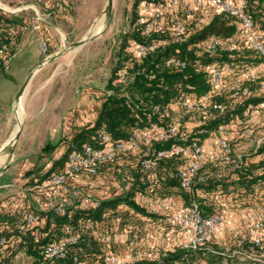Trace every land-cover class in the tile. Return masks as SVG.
<instances>
[{
  "label": "trees",
  "instance_id": "16d2710c",
  "mask_svg": "<svg viewBox=\"0 0 264 264\" xmlns=\"http://www.w3.org/2000/svg\"><path fill=\"white\" fill-rule=\"evenodd\" d=\"M139 5L140 0H135V13L129 29L120 34L117 62L113 65L106 93L94 121L79 127L70 137L61 138L56 143L49 142L43 147L42 151L47 153L63 144L64 151L38 180L39 191L50 192L48 188L40 189V184L65 169L73 150H80L86 144H96L99 130L109 133L113 141L128 139L148 130L151 124L160 122V115L154 108L156 105L166 106L177 97L198 98L208 93L211 88L210 74L215 66L230 64L235 71L248 66L259 70L260 77L257 81L263 78L262 59L248 45L246 37L240 34L237 16L221 11L208 2L196 8L191 0H181L175 12L165 14L167 24L164 31L145 33L138 22ZM58 11L59 9L54 14ZM247 13L258 28L264 30V0H248ZM174 14L188 18V28L182 40L176 39L172 32ZM205 17H208L206 22L203 20ZM20 23L16 16L8 15L0 9V46L7 43L13 35L15 45L10 50L13 55L19 44ZM214 39L219 40L224 47L212 52L207 46ZM152 42L158 43L157 49L144 56L136 53L137 45ZM171 55L187 60V65L183 69L168 65L166 61ZM121 70L126 72V79L115 82ZM7 73L0 67V76ZM224 77L226 81L232 79L231 74H225ZM257 81L253 83L256 86ZM211 99L228 104L234 101L229 92L215 94ZM253 109L264 111V89L252 93L241 102L235 101L233 106H227L222 112L214 109L207 116L194 118L191 112L184 109L189 116L188 120L197 125L191 129L186 126L183 130L185 125L178 122L181 132H185L183 138L179 133L167 139L153 140L151 144L141 141L135 150L120 151L114 160L102 163L95 173L84 171L76 174L70 180L68 192L58 196L50 192L56 199L69 196L71 200V185L76 177L108 174L120 183L119 188L115 185L110 188L109 195L97 198L95 203L86 206L80 205L84 197L79 196L71 202H59L46 210H37V221L33 224H28L26 218L16 217L7 222L9 228H5L3 233L16 234L21 239L19 248L34 259V264H44L41 250L46 244L67 238L73 233L78 236V241L69 245L66 255L58 259L56 264H113L105 260L112 246L104 242L102 237L109 229L120 231L129 229L130 226L140 227L144 223L143 217L156 223H166L167 215L161 212L163 209H151L148 206L153 200L179 196L183 199L184 206L197 202L203 216H208L217 211L219 206L215 194L240 189L250 193L258 184H264V158L251 160L248 159L250 154L234 156L230 139V159L207 160L189 187L182 185L180 171L190 158V149L184 154L161 157L152 169H145L141 164L147 148L156 151L168 149L175 144L188 146L195 139L203 144L213 132L221 134L220 125L227 130L228 123L234 119L242 123L248 119L249 112ZM172 110L173 106L166 117L168 123L175 122ZM263 152L264 140L253 154ZM224 167H232L234 176L213 174ZM145 197L150 201H145ZM166 225L168 226L167 223ZM240 240L229 250L213 240L197 250L176 245L171 249H161L157 258L137 257L126 264H193L198 259H204L199 264H237L236 253H255L260 257L264 251V240L260 244L248 238ZM233 248L237 250L235 254L231 253ZM257 260L260 261L258 264H264L262 257Z\"/></svg>",
  "mask_w": 264,
  "mask_h": 264
},
{
  "label": "crops",
  "instance_id": "0c3cea01",
  "mask_svg": "<svg viewBox=\"0 0 264 264\" xmlns=\"http://www.w3.org/2000/svg\"><path fill=\"white\" fill-rule=\"evenodd\" d=\"M13 1L16 2L14 9L16 11H12V13L21 22L19 26V44L12 58L8 73L0 76V80L6 77L14 78L11 69L15 59L19 66L24 63L26 64V59L33 58L34 50L37 51L35 56L38 64L43 62L47 58V54L41 56V52L38 49L41 39L48 41L50 55L58 51L62 52L54 60L36 69V72L32 76L33 79L31 78L29 83L26 98L25 92L19 99V101H23L26 118L22 121V131L18 140L10 148L9 141L19 128V123H16L15 114H13V108L11 107L12 101L16 102V98L10 99L11 101L9 103L5 102L4 100L9 94L5 90L7 85L6 83H0V236L2 235L7 238L6 245L0 249V264H34V259L24 249L19 248L18 243L21 239L16 234L7 235L3 232L5 228H9L7 222L11 219L16 217L25 219L29 213H35L37 210H46L54 204L68 201L67 198L56 199L47 190L39 191L37 189L38 180L48 171L53 161L62 155L64 145L60 144L51 152H47L48 156H45V152L42 150L47 143L58 142L61 138H64L65 131L71 129V133L66 136L70 137L79 127L93 122L102 104L103 96H99V93L102 92L97 90L95 86L87 87L86 85L83 89L86 93L83 95L80 106L74 110H70L68 118L62 120L56 116L53 118H44L42 122L41 119L43 118V113L51 103V109H53L65 98V81L68 77L65 73V68L70 67L72 64L75 56L73 50L76 49V47H74L75 49L69 48L71 45L70 40L74 36H79L78 39L80 40L82 36L86 35L92 26V24L88 26L87 20H95L97 18V11L101 7V4L97 0H63L62 8L52 16L49 22L43 24L39 30L35 31L29 27V15L33 12L30 5L32 3L34 4V1L0 0V9L4 13L7 9L9 11L11 9L9 8L10 4ZM203 20L205 22L208 21V17H205ZM81 25L85 28L83 27V29ZM96 27L100 30L101 22ZM81 28L83 31L80 30ZM86 44L87 42L80 45L79 48ZM25 57L26 59H24ZM18 58H22L23 60H17ZM47 66H50V72L39 80L38 85L33 91V80ZM58 77L63 79L60 85L55 84ZM52 95H54V98ZM89 99L92 101L95 99L93 107L91 106L92 103L89 104ZM89 107H92L91 118L87 116ZM176 108L179 107L174 105L173 109ZM179 121L180 124L190 129L197 125L190 120L180 119ZM51 123L52 125H49ZM41 124L42 129L49 130L48 132L50 133L43 139L42 143L36 145L35 141L31 139V135L33 134V130L39 128L38 126ZM45 124L47 125L46 127H44ZM72 127L74 128L72 129ZM221 135L231 140L234 156L242 157L243 155L250 154L248 159L251 160L264 158V152L253 154L264 140V111L259 109L251 110L248 119H245L242 123L238 119L232 120L228 123L227 130H223L221 134L213 132L207 137L203 142L204 147L206 149H218ZM39 151L42 154L41 156L37 154ZM213 174L234 176L232 167L221 168L219 171L213 172ZM109 176L108 174H100L93 180L87 179L88 177L83 178L82 176H78L73 180L74 185L78 186L79 189L81 187L86 189L89 184L98 187L94 189V195L85 197L80 202L81 206L93 204L97 198L109 195L110 188L114 185L116 188L120 187V183L114 177ZM80 184L82 186H79ZM77 195L73 193L71 195L73 199L71 200H74ZM165 198H170V200L175 201L176 205L175 208L169 211H161L167 215L166 223L168 226L166 223L159 221V224L157 222L162 229L158 232L159 238L156 237L153 240L147 239L145 241L147 247L144 243V248L137 250L135 249L137 246H133V240H130L131 236H137L136 232L132 233L134 231L133 229L137 227L130 226L129 229L118 231L114 239L110 240V236L108 235L102 237L104 242L112 246V250L109 252L114 253L120 259L131 261L137 257L157 258L161 249H171L176 245L184 246L188 239L185 231L181 230L174 234L169 232L171 226L169 217L175 214V210L184 206L183 199L179 196H168ZM215 199L219 205L217 211L223 214L226 221L224 228L215 231L213 238L215 243L229 250L238 240L242 238L251 239L259 233L256 225L264 218V184H258L250 193H246L244 189L229 191L228 193L219 192V194H215ZM71 200L68 202H71ZM144 200L150 201L148 197H145ZM148 206L151 209L162 210L158 204H154L153 202ZM143 219V226L149 228L152 220L150 218L146 219V217H143ZM234 231H236L235 233H239V235L236 236ZM236 252L237 250L235 248L231 250L232 254ZM242 254V258L249 259L254 258V255H256L255 253ZM260 257L264 259L263 252ZM200 261L204 262V259H198L193 264H199ZM178 264L182 263L179 262Z\"/></svg>",
  "mask_w": 264,
  "mask_h": 264
},
{
  "label": "built area",
  "instance_id": "2783aa9c",
  "mask_svg": "<svg viewBox=\"0 0 264 264\" xmlns=\"http://www.w3.org/2000/svg\"><path fill=\"white\" fill-rule=\"evenodd\" d=\"M30 7L33 12L29 15V27L31 30H39L41 26L49 22L54 13L62 8L63 0H33ZM194 7L199 8L203 3L208 2L221 11H226L234 16H237L240 22V34L245 36L248 45L261 57L264 65V30H260L253 19L247 13L248 0H191ZM181 0H140V11L138 14V22L142 25L145 33L153 31L162 32L165 30L167 19L166 13H173L177 10ZM29 7V6H28ZM21 10V9H19ZM16 10H13L15 12ZM188 18L185 16H176L172 18V32L176 39H184L187 31ZM14 30L12 31V34ZM15 45L14 36L11 35L9 41L0 46V67L4 71H9L13 54L11 48ZM158 43H143L135 47L136 53L139 56H144L148 52L157 49ZM224 45L217 39H214L207 46L209 51L221 50ZM43 51L49 48L48 42L45 40L41 44ZM233 48V47H232ZM166 63L177 69H183L187 65V60L182 59L177 55H171ZM231 74V80H225L224 75ZM260 77L258 69H251L244 66L241 70L235 71L233 65H217L213 68L210 74L211 88L208 93L198 98L177 97L166 106L156 105L155 111L160 115V122L151 124L146 131L136 133L128 139L113 141L111 135L105 130H99L96 137V144H86L80 150H73L66 162L65 169L60 173H55L47 182L40 184V189H49L54 196L64 194L70 189V180L80 172L95 173L97 168L104 162L115 159L118 152H129L135 150L139 142L151 144L153 140L167 139L170 136H175L180 133L182 138L185 132H181L178 122H166V117L169 114L171 107L176 105L186 109L192 113L194 118L198 116H207L212 110L217 109L224 111L227 106H233L235 101H242L247 96L254 92L264 89V75ZM126 79V72L119 71L115 82H123ZM257 83V86L253 83ZM231 93L233 102H218L212 101L211 97L219 93ZM219 130H225L223 125L219 126ZM194 140L190 145L175 144L168 149H157L151 151L147 148L144 152L145 157L141 160V164L145 169H152L158 164L161 157L170 155H180L189 151L190 158L180 171L182 185L189 187L197 173L203 168L207 160H229L230 159V143L228 138L221 136L219 138L218 149H206L203 144ZM154 204H158L161 209L169 211L175 208L176 202L170 198H159L154 200ZM26 221L28 224H33L37 221L35 213H29ZM171 226L169 232L172 234L178 231H185L187 241L185 247L191 250H197L203 244L213 240L214 233L218 229H222L226 225L223 214L220 211H215L208 216H203L199 204L193 202L188 206H182L175 210V214L169 217ZM259 233L251 238V240L260 244L264 240V218L257 223ZM78 241L76 234H71L67 238H62L55 242L46 244L41 255L44 259V264H56V261L64 257L68 251L69 245ZM240 243L242 240L239 241ZM7 243L5 236H0V249ZM108 263L126 264L128 261L118 258L114 253L109 252L105 256ZM135 260V259H133Z\"/></svg>",
  "mask_w": 264,
  "mask_h": 264
},
{
  "label": "rangeland",
  "instance_id": "374dc122",
  "mask_svg": "<svg viewBox=\"0 0 264 264\" xmlns=\"http://www.w3.org/2000/svg\"><path fill=\"white\" fill-rule=\"evenodd\" d=\"M100 1L101 7L98 9V16L95 20H87L88 26L92 24L90 27L89 31L86 33L85 36L83 37H92L93 35L99 33L97 36H94L92 39L87 41V44L84 45L83 47H76L74 48L73 44L77 42L78 37H73L71 41V45L69 46L70 49H75L73 50V54L75 53L74 59L70 67L68 66L65 68V73L67 74V79L65 81V91H66V96L62 102L57 104L56 107L51 109L52 103L46 111L43 113V118L41 119V122L44 118H53V117H58L59 119L65 120L68 118V114L70 110H74L75 108L80 106V102L83 99V95L85 90V86H95L97 90H99L102 93H99V96H103L106 93V85L108 82V79L111 75L113 65L117 62V50H118V43L120 39V34L124 30L129 29V25L131 22V19L134 15V2L135 0H114L113 3V12L111 16V20L106 23V6L108 3V0H97ZM15 1L11 2L9 11H5L6 14L14 15L12 11L15 9ZM8 8V7H7ZM101 22V29L98 30L96 25ZM82 26V25H81ZM84 26H82L83 28ZM80 29L83 31V29ZM87 29V28H86ZM79 35V34H78ZM46 39H41L40 40V45L38 49L41 52V56L46 55L47 57L50 55V52L47 50L46 52L42 50L41 44L43 41ZM81 40V39H80ZM79 40V41H80ZM47 41V40H46ZM48 42V41H47ZM49 44V43H48ZM37 51L34 50L33 53V58L27 60L26 57V64L18 65L16 63V59L13 62L11 72L14 76V78H8L6 77L5 79L0 80V83H6V91L9 93L7 98H5V102L9 103L11 101L10 99L16 98V95L21 88L22 84L26 80V78L38 68L39 64L37 61V58L35 56V53ZM49 52V53H48ZM17 60H23L22 58H18ZM20 67V68H19ZM51 68L50 66L45 67L43 70H41L35 79L33 80V87L32 90L34 91L36 86L39 83V80L44 78L45 75H47L50 72ZM33 79V78H32ZM63 79L61 77H58L57 81L55 84L60 85L61 81ZM56 87V86H55ZM29 87L26 89V94L25 98L27 96ZM55 90V89H54ZM58 91V90H57ZM54 98V95H52ZM52 100V99H51ZM95 100V99H94ZM92 101L89 99V104L92 103V107L95 104V101ZM12 101L11 107L13 108V114H15V121L16 123H19V125L22 124V121L24 118H26L25 113H24V108H23V101L19 102H14ZM59 102V101H58ZM54 104V103H53ZM92 107L88 108V113L87 116L91 118V110ZM50 110H52L50 112ZM78 115V114H76ZM172 119L175 122H180V119H185L188 120L189 116L185 112L184 109L182 108H176L172 110ZM38 123V122H37ZM36 123V124H37ZM18 125V124H17ZM49 125H52L49 124ZM47 125L45 124L44 127ZM18 127V126H17ZM39 128L33 130V134L31 135V139L35 141V144H40L42 143L43 139L47 137V135L50 133L48 132L49 130H43L42 129V124L38 126ZM74 127H72L73 129ZM187 128L184 126L182 129L185 130ZM71 130V129H70ZM67 130L65 131V137L68 136L71 131ZM64 137V138H65ZM42 139V140H40ZM56 143V142H54ZM9 144V148H10ZM37 154L40 156L42 155L41 152L39 151ZM49 154V153H48ZM45 156H48L47 153L44 154ZM83 178L88 177L87 179L93 180L96 176H82ZM79 186H82L81 184ZM78 186L74 185V183L71 185V191L72 194L76 193L78 194L77 197H87V196H92L94 189L98 188L95 187V185H88V188H78ZM90 189V190H89ZM37 195V194H36ZM76 196V195H75ZM69 201V196L67 197ZM65 201V202H68ZM148 202V201H147ZM146 203V202H145ZM154 203V200H153ZM147 222V221H146ZM151 226L149 228H145L143 225L140 227H137L132 233L136 232L137 236H131L130 240H133V246L136 245L137 247L135 249H140L142 250L144 248V243L147 239L153 240L154 238L158 237L162 229L160 227V223H156L155 221H151ZM144 224V223H143ZM157 224V226H156ZM159 225V227H158ZM236 230V229H234ZM237 231V230H236ZM234 234L239 235V233ZM118 231H115V229L112 231V229H109L108 232H106L104 235L105 236H110V240L115 238V235L117 234ZM145 246L147 247L146 243ZM156 246V245H155ZM158 246V245H157ZM264 253V251H262ZM238 254L236 257V262L237 264H258L260 261L257 260L260 258L258 255H254V258L249 259V258H242L243 254L236 253ZM21 264V263H20Z\"/></svg>",
  "mask_w": 264,
  "mask_h": 264
},
{
  "label": "water",
  "instance_id": "95a60500",
  "mask_svg": "<svg viewBox=\"0 0 264 264\" xmlns=\"http://www.w3.org/2000/svg\"><path fill=\"white\" fill-rule=\"evenodd\" d=\"M113 3L114 0H108L107 6H106V23H108L111 20V16H112V12H113ZM100 33V32H99ZM99 33L93 35L92 37H85L83 39H81L80 41L76 42L73 44L74 47H78L80 45H83L85 42H87L88 40L92 39L94 36H97ZM62 52L58 51L54 54L49 55L47 58L44 59L43 62H41L38 66V68L42 67L45 63L54 60L56 57H58ZM37 68V69H38ZM36 72V70H34L24 81V83L22 84L21 88L19 89L17 95H16V102L19 101V99L21 98V96L23 95V93H25L26 89L29 86V83L31 81L32 76L34 75V73ZM22 131V126L19 125L18 130L16 131V133L14 134V136L10 139L9 144L10 145H15L16 141L18 140L20 134Z\"/></svg>",
  "mask_w": 264,
  "mask_h": 264
},
{
  "label": "bare ground",
  "instance_id": "6f19581e",
  "mask_svg": "<svg viewBox=\"0 0 264 264\" xmlns=\"http://www.w3.org/2000/svg\"><path fill=\"white\" fill-rule=\"evenodd\" d=\"M17 131V130H16Z\"/></svg>",
  "mask_w": 264,
  "mask_h": 264
}]
</instances>
